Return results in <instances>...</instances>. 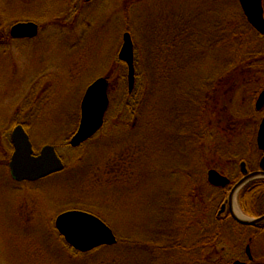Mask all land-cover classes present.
<instances>
[{
	"label": "rangeland",
	"instance_id": "1",
	"mask_svg": "<svg viewBox=\"0 0 264 264\" xmlns=\"http://www.w3.org/2000/svg\"><path fill=\"white\" fill-rule=\"evenodd\" d=\"M21 3L5 1L8 11L0 14V124L23 123L35 149L56 146L66 169L36 184H17L10 177L9 159L4 169L0 167V264H91L92 260L75 256L54 226L57 215L71 210L100 215L116 237L136 238L155 228L159 203L170 198L187 221L185 232L191 230L194 218L188 203L198 191L196 166L204 165L206 177L215 168L235 178L237 160L253 157L247 134L251 125L243 121L264 90V80L257 94L258 78L247 83L233 74L230 84L229 69H222L230 63L228 56H204V68L195 78L204 74L205 80L216 78L224 83L217 90L210 85L214 94L207 92L205 109H212L213 104L217 109L205 115L212 122L203 150L195 144L182 153L181 143L172 136L174 127L168 124L176 100L172 83L167 89L162 84L159 96L145 100L150 112L155 106L162 108L160 121H152L145 112L142 119L137 113L133 118L137 121L124 125L120 118L125 109L113 106L105 133L94 143L97 147L81 150L71 148L69 142L79 123L81 100L93 81L109 79V97L117 101L124 97L128 82L120 79L125 71L117 57L128 24L142 27L135 31L137 43L146 46L148 41L150 46L160 40L164 48L167 29L174 27L179 13L200 22L214 16L221 19L228 11L237 12L239 0H30L25 7ZM5 4L0 0V7ZM31 21L40 29L35 39L11 38L13 25ZM136 60L141 75L147 59L139 52ZM215 69L221 73L213 76L210 73ZM229 85L236 91L230 92ZM137 87L136 83L139 93ZM201 88L198 91L205 92ZM135 99L137 94L132 104ZM7 142L4 149L10 151ZM233 207L239 216H249L241 208L238 193ZM192 232L184 235L188 244L193 242ZM225 233L219 249L225 248L223 254L231 263L246 260L250 234L233 233L229 227ZM251 248L258 260L255 264H264V239L255 240Z\"/></svg>",
	"mask_w": 264,
	"mask_h": 264
},
{
	"label": "trees",
	"instance_id": "2",
	"mask_svg": "<svg viewBox=\"0 0 264 264\" xmlns=\"http://www.w3.org/2000/svg\"><path fill=\"white\" fill-rule=\"evenodd\" d=\"M2 1L5 4V1L8 0ZM20 1L22 2L21 6L25 7L24 3L30 0ZM11 3L14 2L11 1ZM6 7L7 5L0 7V14L7 13ZM235 11L231 10L224 13L226 16L221 19L216 16L213 19L212 17L207 18V22H200L199 19L191 18L185 12L179 13L174 21V27L167 29V41L163 43L164 48L160 46V40L159 43L153 42L150 46L148 41L146 46H143L140 41L137 43L135 31L138 33L139 30H142V27L134 22L132 26L128 24L127 31L131 34L135 46L136 83L137 88L140 89L138 93L135 83L133 92L129 93L128 88H126L124 97L120 98V101H117L115 97L110 98L111 104L105 117V125L108 124L113 106L125 109L121 113L122 118H120L124 125L130 124L137 113L141 118L145 112L152 116V121H160L161 116L159 114L162 108L155 106V110L152 109L154 111L151 110L150 112L145 107V100L148 96L160 94L162 84H165L167 89L172 83V85L174 84L176 96L174 108L172 111L170 110L173 116L170 117L168 123L174 127L175 133H172V136L174 140L181 143L182 153L187 152L195 144L199 145V150H203L205 135L208 134L212 122L211 119H206L205 115L208 112L215 114L216 112L213 109H217L214 104L211 107L212 109H205L204 106L207 101V92L211 94V87H208L205 83V77L207 76L199 74L198 79L195 78V73L204 68L201 64L205 61L204 56L214 57L216 55L214 53L228 56V62L230 63L222 69H229L230 84L233 82L231 80L233 74L244 79L247 83L258 78L257 94L264 80V35H260L248 23L239 3L237 12ZM139 52L145 60H148V62L145 61V70L141 75L137 73L139 62H137L136 56ZM219 54L217 55L218 58L221 57ZM121 64L123 66L122 71H125V73L120 76V79L128 82V69L123 62ZM220 71L221 69H215L210 74L215 76L221 73ZM192 77H194L193 80ZM196 82L197 85H195ZM201 85L200 90L205 92L198 91V87L200 88ZM110 87L111 84L107 88L108 93ZM228 89L230 92L236 91L230 85ZM197 92L196 102L194 97ZM136 94L138 101L135 99V103L132 104V99L135 98ZM212 100L214 102V98ZM133 120L137 121L136 119ZM105 125L79 149L97 147L94 143L105 133ZM114 127L118 128L119 126ZM131 129L128 128L129 131ZM118 133L116 131V134ZM123 137L127 138L128 136L126 137V134H124ZM202 154L204 155V152ZM106 168L108 167L106 166ZM195 171L198 180L196 187L198 191L192 202L188 203V208L193 211L192 219L194 218V225L188 228H192L191 230L185 232L184 225L187 221L184 222V215L180 217L176 201L166 198L159 203L156 210L157 222L155 228L148 231L149 233H145V235L138 234L139 236L136 238L117 236V245L100 247L89 253H80L73 248H71V251L75 256L92 260L91 264H231L227 255H225V248H222L223 250L219 249L223 246L224 238L227 236L225 228H231L233 233L250 234L254 242L259 238L264 239V224L261 227L258 226V228L247 227L238 224L229 217L219 216L217 211H219L224 197V190L209 184L207 177L204 175L205 167L201 162L196 166ZM249 189L251 192H247V195L242 192L239 198L242 210L250 216L259 217L264 215V181L250 184L246 187V190L250 191ZM98 217L106 223L100 215ZM193 228L195 229L194 232H192ZM191 232L193 242L188 244L184 235ZM214 259H218L216 263ZM257 261V257L254 255V261L252 260L248 264H255Z\"/></svg>",
	"mask_w": 264,
	"mask_h": 264
},
{
	"label": "water",
	"instance_id": "3",
	"mask_svg": "<svg viewBox=\"0 0 264 264\" xmlns=\"http://www.w3.org/2000/svg\"><path fill=\"white\" fill-rule=\"evenodd\" d=\"M91 2L93 0H86ZM241 9L248 23L260 34L264 35L263 0H239ZM39 26L34 22L16 23L10 29L13 39H34L39 34ZM132 36L129 32L123 35V44L119 52V60L128 68V91L132 93L136 83L135 50ZM109 81L101 77L96 79L87 89L81 100V119L79 127L70 139L72 148H79L92 139L104 126L105 116L110 106L108 95ZM264 105V91L256 101L257 109ZM14 153L9 168L12 179L16 182H35L51 174L60 173L64 169L61 158L54 146H45L38 156H34L30 138L22 125L16 126L12 134ZM258 145L264 151V121L258 132ZM261 171L252 173L233 187L228 196L233 219L243 226L255 227L264 224V215L261 217H241L234 211V199L239 190L253 179L264 178V156L260 163ZM207 179L210 185L226 188L231 181L217 170L208 171ZM225 207H223L224 209ZM55 228L65 242L80 253H89L100 247L117 245V237L113 230L99 217L80 210H71L60 214L56 218ZM249 260H252L250 246L246 249ZM233 264H247L235 261Z\"/></svg>",
	"mask_w": 264,
	"mask_h": 264
},
{
	"label": "flooded vegetation",
	"instance_id": "4",
	"mask_svg": "<svg viewBox=\"0 0 264 264\" xmlns=\"http://www.w3.org/2000/svg\"><path fill=\"white\" fill-rule=\"evenodd\" d=\"M263 9H264V0H263ZM30 40H32V39H30ZM108 81H109V79H108ZM205 83L208 85V87H212L210 85H213L214 84L213 85V90H214V89H216V86H219L220 84H221V87H223V84L222 83H224V81L221 83V80H216V78L215 79L214 78L213 79L212 78H209V80L207 79ZM110 84H111V82L109 81V86H110ZM195 85H197V82H196ZM213 90L211 91V94L213 93ZM259 95L256 97V101H257ZM197 98H198V92L195 94V97H194V99H195L196 102H197ZM256 101H254V108H253V110H252V108L250 109V112H248L246 114V116L244 118V121H243V122H246L248 125L249 124L251 125V128L249 129V132L247 134H248V140L251 142V144L254 147L253 148V150H254L253 151V157L246 158V157L243 156V159L237 160L238 161L237 163H239V170H238V174L235 175V178H230V177H227L226 176L227 178L230 179L231 184L229 186H227L226 188H220V189H223L224 190V197H223V199L221 201V204H220V207H219V214H218L219 216H222V217H229V218L233 219V217L231 215V212H230L231 211V206L228 203V198H229L228 196L230 195L233 187L236 186V184L238 182H240L242 179H244L246 176H248V175H250L252 173H256V172L261 171L260 163H261V160H262V158L264 156V151L259 148V145L257 144L258 143V140L257 139H258V132H259L260 125H261L262 121H264V105L260 109H257L256 103H255ZM80 119H81V117L79 118V121H77V122L80 123ZM79 123H78V126H79ZM22 124L23 123H18V124L16 123V125L15 124H9V125L0 124V148H2L4 150V154H2V152L0 150V167H2V169L5 168L4 166H6V160L7 159H9V164H10V160L12 158L11 155H13V153H14V145H13V140H12L13 131L16 128V126L22 125ZM22 126L24 127V129L26 131V134H28V136L30 138V134H29L28 129H26V127L24 126V124ZM78 126H77V128H78ZM256 126L258 127L257 128V132H255ZM4 140H7L8 141L7 142L8 143V150L10 149L11 155L9 153L10 151H6V148L4 149ZM30 141H31V138H30ZM31 143H32L31 145L33 146V150H34V156H38V154H40V152L43 149V147L38 151V150L35 149L34 144H33L32 141H31ZM51 146H54V145H51ZM54 147L56 148V151L58 153L57 147L56 146H54ZM58 156H59V154H58ZM62 162H63L62 164H64V161L63 160H62ZM9 164H8V168H9ZM226 167H227V170L228 171L233 172V169L231 168L230 165H227ZM65 169H66V165L64 164V169L60 173H63L65 171ZM9 171H10V168H9ZM60 173L58 172V173H55V174H51L48 177L43 178V179H40V180L35 181V182H28V181L16 182L13 179L12 180L15 183H17V184H25V183H27V184H36V183H38L40 181H44V180H46L48 178H51V177H53V176H55L57 174H60ZM10 176H11V173H10ZM258 181H264V178L253 179V180L248 181L245 184V186H243L239 190V192H238L239 198H240L242 192H245L246 195H247V192H251L250 189H249L250 191L246 190V187L247 186H249L250 184H252L254 182H258ZM226 190H228V191L226 192ZM223 207H225V208L223 209ZM261 216H263V215H261ZM261 216H259V217H261ZM55 222H56V219H55ZM258 226L261 227V225H258ZM258 226H255V228H258ZM247 227H251V226H247ZM240 237H242V236H240ZM247 239L248 240H247V244H246V247H245V257H247V258L244 261L243 260L241 261L240 258L237 259L236 261L246 262L248 264V262H251L252 260L254 261V254L252 253V250H251V253H252L251 255H252L253 259L252 260H249V258L247 256L246 249H247L248 246L251 247V244L250 243L253 242V237H251V235H249V236H247ZM234 262L235 261H233L231 264H233Z\"/></svg>",
	"mask_w": 264,
	"mask_h": 264
},
{
	"label": "bare ground",
	"instance_id": "5",
	"mask_svg": "<svg viewBox=\"0 0 264 264\" xmlns=\"http://www.w3.org/2000/svg\"><path fill=\"white\" fill-rule=\"evenodd\" d=\"M239 214V213H238Z\"/></svg>",
	"mask_w": 264,
	"mask_h": 264
}]
</instances>
